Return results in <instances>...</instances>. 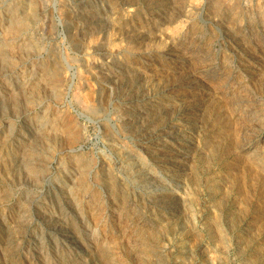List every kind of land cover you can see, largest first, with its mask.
<instances>
[{"label":"rangeland","instance_id":"obj_1","mask_svg":"<svg viewBox=\"0 0 264 264\" xmlns=\"http://www.w3.org/2000/svg\"><path fill=\"white\" fill-rule=\"evenodd\" d=\"M0 49V264H264V0H0Z\"/></svg>","mask_w":264,"mask_h":264},{"label":"bare ground","instance_id":"obj_2","mask_svg":"<svg viewBox=\"0 0 264 264\" xmlns=\"http://www.w3.org/2000/svg\"><path fill=\"white\" fill-rule=\"evenodd\" d=\"M0 62H2V63L5 62L4 54H3L1 49H0ZM12 104L14 106H16L17 105V99L14 98L12 101ZM42 127L43 126H40V128H42ZM243 147H241V148H243ZM35 149H36V145L28 148L25 151L23 158H22V166L28 172V174L31 176L36 175L37 171L42 168L41 161L44 159V158H41L40 156L36 157L38 153L34 152ZM36 161H39L40 163L34 164V162H36ZM262 165H263V162H262ZM99 256L103 260L104 264H113L111 262L110 256L108 255V252H106V250H101V251L99 250Z\"/></svg>","mask_w":264,"mask_h":264}]
</instances>
